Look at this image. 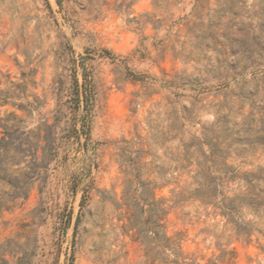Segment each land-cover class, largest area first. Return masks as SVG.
Instances as JSON below:
<instances>
[{"label":"rangeland","instance_id":"obj_1","mask_svg":"<svg viewBox=\"0 0 264 264\" xmlns=\"http://www.w3.org/2000/svg\"><path fill=\"white\" fill-rule=\"evenodd\" d=\"M262 19L264 0H0V125L56 147L0 213V264H145L120 225L147 182L187 248L264 264V204H247L264 203ZM198 184L241 199L250 238L216 206L173 204Z\"/></svg>","mask_w":264,"mask_h":264},{"label":"trees","instance_id":"obj_2","mask_svg":"<svg viewBox=\"0 0 264 264\" xmlns=\"http://www.w3.org/2000/svg\"><path fill=\"white\" fill-rule=\"evenodd\" d=\"M57 2L60 3L61 0H57ZM260 27H262L260 31L264 32V19H262ZM260 44L262 41L259 39L255 45L259 46ZM0 126L4 130L0 137V185H8V188L3 191L13 194L10 199H0L1 213L3 210L13 207L19 197H26L40 171L48 167V157L46 156L54 153L56 147L52 143L47 144L49 134L42 135L40 128L32 131L31 143H22L17 142V137L9 131L13 126ZM41 142L46 144H41ZM39 149L42 150L41 155L38 154ZM28 156L30 159H27ZM24 169L35 170L31 171L27 183H23L18 177H15L14 181L11 179L13 174L17 176L16 174L19 172L24 173ZM24 174L26 175V173ZM232 176L235 177L236 174ZM156 188L157 186L151 185L149 182L141 183L138 186L133 185V199L124 197L122 202L126 211L123 216L124 223L120 227L124 233L132 231L141 243L145 264H235L234 251L231 249L220 248L219 244L208 256L199 249H190L185 246V231L175 230L169 233L166 220L172 205H168L169 200L157 196ZM217 194H220L219 199L213 201ZM174 197L172 201L176 205L196 198L204 204L216 206L221 210V214L233 223L238 238H250L251 230L234 217L241 199L229 198L220 191L218 193L216 185L211 187L209 184H198L193 190L182 188ZM247 204L258 208L264 203L249 201ZM116 206L120 207L118 203ZM201 232L205 233L206 231L202 230Z\"/></svg>","mask_w":264,"mask_h":264}]
</instances>
